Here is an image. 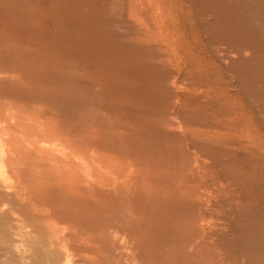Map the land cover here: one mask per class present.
<instances>
[{
    "label": "rangeland",
    "instance_id": "obj_1",
    "mask_svg": "<svg viewBox=\"0 0 264 264\" xmlns=\"http://www.w3.org/2000/svg\"><path fill=\"white\" fill-rule=\"evenodd\" d=\"M0 264H264V0H0Z\"/></svg>",
    "mask_w": 264,
    "mask_h": 264
}]
</instances>
